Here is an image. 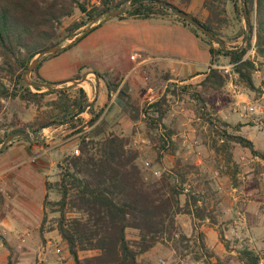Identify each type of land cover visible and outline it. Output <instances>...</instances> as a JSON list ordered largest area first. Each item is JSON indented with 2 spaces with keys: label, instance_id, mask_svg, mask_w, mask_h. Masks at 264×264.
Instances as JSON below:
<instances>
[{
  "label": "trees",
  "instance_id": "1",
  "mask_svg": "<svg viewBox=\"0 0 264 264\" xmlns=\"http://www.w3.org/2000/svg\"><path fill=\"white\" fill-rule=\"evenodd\" d=\"M126 1H129L128 9L123 16L117 17L119 19L123 17L149 19L166 14L175 17L168 9L161 8L153 0H97L98 5H92L90 8H87L85 0H0V70L5 71L14 81L11 90L3 88L0 82V98L18 99L37 108V114L31 123L4 133L0 137V143L4 137L15 131L35 133L41 128H52L48 126L72 118L83 108L88 97L81 87L57 92H40L34 88L36 92H33L23 83L22 75L37 53L62 40L72 39L85 23L106 12L117 10ZM156 1L172 4L171 0ZM179 1L184 5L190 3V0ZM244 1L250 35L246 45L239 52H225L221 48H212V43L199 30L175 18L208 46L212 61L220 56L227 58L228 64L233 65V71L246 88L256 91L252 78L254 66L252 62L244 59V56L254 40L255 54L264 61V0ZM227 3L231 5L234 19L241 21L242 10L239 0H202V7L206 11L205 19L201 21L192 16L224 42H227L224 31L229 22ZM75 11L82 15V20L69 25L65 29L66 36L60 41H55L57 35L55 23H60L62 18L71 16ZM243 35L241 29L239 37ZM81 38H76L67 47L74 45ZM45 58L33 70L32 79L36 82L46 83L37 74L40 63ZM204 75V79L199 83L201 87L197 96L199 104H204L206 95L218 92L226 83V78L218 69H209ZM105 85L108 92L115 91L118 86L109 81H106ZM182 92L187 90L183 88ZM119 94L124 99V105L133 120L137 119L140 112L142 118L146 119L144 122L147 124L149 137L152 132L159 131L163 126L165 114L162 109L163 98L146 104L139 112L137 107L129 104L124 90H120ZM47 96L53 98L44 102ZM102 113L103 109L96 112L92 106L87 112L89 115L87 121L84 122V117H80L65 126L71 130L76 129L75 134H78L76 151L57 163L60 169L59 180L53 184L46 181L47 193L53 189L59 199L47 201L46 194L44 207H49L52 213H58L56 229L67 245L73 264H138V257L162 243L163 239L169 240L174 234L184 237L176 223L177 215L188 214L203 218L205 209L193 208L198 199L187 192L186 201L181 205L179 196L184 191L182 175L164 172L159 177L153 175L147 177L138 163V151L127 147L126 140L121 135L108 129V122ZM57 127L59 126H54ZM222 140L224 143L227 141L236 143L247 148L252 155L261 157V154L253 149L252 143L242 136H227ZM161 141L160 149L165 150L170 136L162 135ZM36 143L37 140L34 144ZM159 158L160 156L157 158L158 162ZM128 229L135 231V239L127 238ZM200 243V248L205 249L201 237ZM79 252L94 254L80 259ZM241 261L243 264H260L259 257L247 248L241 251ZM6 264H15L11 253L7 256Z\"/></svg>",
  "mask_w": 264,
  "mask_h": 264
},
{
  "label": "crops",
  "instance_id": "2",
  "mask_svg": "<svg viewBox=\"0 0 264 264\" xmlns=\"http://www.w3.org/2000/svg\"><path fill=\"white\" fill-rule=\"evenodd\" d=\"M79 34L61 44L62 50L47 56L40 63L37 74L46 83L57 85L87 74V83L76 87H81L89 97L93 95L95 86H98L93 109L96 112L103 109L102 116L107 113L112 128H124L132 123L124 99L120 97V90L127 89L125 97L128 95L130 102L141 109L150 89L147 85L149 76L158 80L170 77L167 81L172 80L171 77H179L184 83L195 82L202 79L204 73L214 65L208 46L169 14L149 19L123 17L101 22L77 43L67 47ZM133 68L136 71L132 73ZM91 72L98 75V81ZM103 79L117 84L116 90L108 92ZM9 112L11 116H21L20 111ZM241 129L237 131L240 134ZM46 131L42 130L37 138L38 143L14 140L0 154V231L3 235L0 239V255H8L3 243L4 239L6 242L8 240V220L50 219L45 215L44 200L48 194L45 184L63 158L65 145L73 137L57 141ZM246 139L261 157L252 155L247 148L233 142L219 140L218 149L207 146L208 160L220 163V171H216L218 168L213 170L206 184L198 182L199 174H183L184 191L179 196L182 205L186 201L184 192H188L189 188L190 194L198 199L193 208L205 209L203 218L179 214L176 219L193 222L204 220L205 223H209V220H226L230 229L224 231L225 239L235 235L245 244L249 243V247L257 254L256 249L264 247V143L261 139ZM32 157H36L35 162H30ZM234 162L238 165L241 163L248 176L239 174L241 169L237 166L233 168ZM14 226L20 225L15 221ZM211 226L206 227L205 235L216 237L218 242V225ZM26 234L27 231L15 239L23 236L26 242L29 235L24 236ZM48 245L50 241L44 246L47 253L51 254L48 264H61L54 256L57 254L53 247L49 248ZM213 247L220 249L222 244L211 245ZM59 254L61 260L66 259L64 254Z\"/></svg>",
  "mask_w": 264,
  "mask_h": 264
},
{
  "label": "rangeland",
  "instance_id": "3",
  "mask_svg": "<svg viewBox=\"0 0 264 264\" xmlns=\"http://www.w3.org/2000/svg\"><path fill=\"white\" fill-rule=\"evenodd\" d=\"M85 1L87 2V8L96 5L97 2V0ZM201 2L202 0H190L189 5H184L179 0H171L172 5L175 7H179L182 11L203 21L206 17V11L203 9ZM226 12L229 22L227 29L224 31L227 41L225 43L228 48L237 49L240 47L244 36L239 37L241 29L243 30L242 17L241 21L234 19L229 3L226 4ZM81 20L82 15L78 11H75L71 16L62 18L60 23H55L57 32L55 41H60L66 36L65 29L69 25ZM101 20L102 18H100ZM90 23L91 21L85 23L82 28H87ZM66 40H62L56 45L64 44ZM252 46H254V40L245 54L244 59L252 62L254 66L252 78L256 91L247 89L246 85L239 80L237 73L233 69L230 75H224L219 70L226 78L225 85L218 92L206 95L204 104H199L197 99L198 93L201 90L199 83L204 77L199 81L184 83L180 81L181 79L179 77L175 79L171 77L172 80L167 81L170 77L158 80L157 78L154 79V77L149 76V78L146 77V79L148 78L147 85L158 96L154 102L160 101L162 98L164 99L162 109L165 111V114L163 126H161L159 131L152 132L151 137L147 133L148 127L144 122L146 119L144 120L142 118L140 112L147 104L145 99L140 109L136 104L130 102L129 96L126 95L129 104L135 108L137 107L140 114H138L137 119L133 120L130 113H128L127 115L130 117L132 123L124 128L121 125L119 129L118 126H115L116 129L112 128L109 123L111 119H107V113L105 114L104 119L108 122V129L121 135L126 140L127 147L138 151V163L147 177H150V175L157 177L154 175L155 172H158L159 176L164 172L177 173L182 176L183 174L192 173L199 174L197 177L198 182L206 184L210 180L212 171L216 168H218L216 170L218 171L220 165V163L208 160L207 146L218 149L220 146L219 140H225L227 136L237 135L244 138L261 139V142L264 143V61L256 56ZM211 47L214 49L219 48L216 44H211ZM215 61L214 65H230L228 64V59L221 56ZM209 69L212 68L210 67ZM0 82L3 88L8 90L13 88L14 81L6 75L5 71L0 70ZM183 88L187 92H182ZM31 91L36 92L34 88ZM124 92L126 94L127 89H124ZM51 98L53 96L45 97L44 102ZM242 102L255 104L261 107L263 112L241 119L234 114L233 108L236 103ZM8 110L20 111L21 116L17 114L11 116ZM36 114L37 108L32 104L22 102L18 99L0 98V137L13 128L31 123ZM133 114L135 115V113ZM88 119L89 115H85V118H83L84 122ZM83 125L84 123L81 126ZM240 129L241 134L237 132ZM44 130H47V134L55 137L57 141H63L73 137V139L68 140V145H65L66 149L64 150L63 158L75 153L78 142V134H75L76 129L71 130L65 126H59ZM164 134L170 136V141L166 144L165 150H161V137ZM16 141L24 142L22 139H16ZM239 155L240 157L243 156L241 154ZM159 156L160 162L157 161ZM62 159H60V162ZM146 163L148 166H146ZM240 164L238 165L234 162L232 167H240L241 173L240 171L238 173L244 177L248 176V174L244 173L243 167ZM59 171L60 169L56 165L47 182L51 184L57 182L59 180ZM187 193L190 194L189 188ZM187 193L185 192V194ZM47 196V201H57L59 199L58 194L53 189L48 192ZM45 209V215H48L49 220H8L10 221L9 227H6L8 230L6 238L8 240L6 242L4 239L3 243L5 244L6 254L11 253L12 260L15 264H48L51 254H49L50 252L47 253L46 248H44L47 241H50L49 248L52 246V249H55L56 247L60 249L61 255L64 254L66 256V259L61 260L60 257L62 256L60 254L54 255L56 260L61 262V264H73L66 243L62 239L59 240L60 236L56 229L58 213L50 212L49 207ZM15 221L19 223V227L14 226ZM176 223L184 237L181 238L179 235L174 234L169 240L166 238L163 239L162 243L157 244L146 254L139 256L137 259L138 264H243L241 261V251L245 248L252 252L254 251V249L250 248L249 243L245 244L244 241L239 240L235 235L225 239L224 231H229L230 229V224L226 220H209V223H205L204 220H194L193 222V220L176 219ZM212 224L218 225L216 229L220 236H218V242L216 241V237L212 238L211 236L205 235L206 227ZM25 231L29 234L28 239L26 242L18 243L15 238L18 235H22ZM126 235L129 240L136 238L135 231L131 229L126 231ZM200 237L205 249L200 248ZM218 243L222 244L220 249H216V247L211 248V245L216 246ZM256 252L257 254H254L259 257L260 264H264V247L261 246L260 249H256ZM38 254L40 259L37 256ZM93 254V252H79L78 256L80 259H83ZM7 256L5 253L0 255V264L7 263ZM42 257L44 258L43 260Z\"/></svg>",
  "mask_w": 264,
  "mask_h": 264
},
{
  "label": "water",
  "instance_id": "4",
  "mask_svg": "<svg viewBox=\"0 0 264 264\" xmlns=\"http://www.w3.org/2000/svg\"><path fill=\"white\" fill-rule=\"evenodd\" d=\"M155 4L160 6L161 8H166L168 9L173 15L183 21H185L187 24L191 25L193 28L199 30L212 44H216L219 48H221L225 52H239L241 49L244 48L246 42L248 41L249 35H250V29L248 26V14H247V9H246V3L244 0H239L241 10H242V24H243V31H244V36L241 42V45L237 49H231L228 48L226 43L218 36H215L213 33H211L209 30H207L205 27H203L199 22H197L190 14L179 10L175 6L169 3H165L162 1H156L153 0ZM129 1L124 2L117 10L112 11V12H106L102 16L94 19L91 21L90 25L87 28H80L77 32L80 33L77 36L78 38H81L83 35L88 34L91 29L101 22L108 21L110 19L117 18L119 16H123L125 12L128 9ZM100 18L102 20L100 21ZM80 30H82L80 32ZM76 35V34H75ZM75 40V39H74ZM72 40V41H74ZM63 47H60V45H54L50 48H47L45 50L40 51L37 53L29 62V65L26 69V71L22 75V81L23 83L29 87V88H36L40 92H57V91H62L66 90L68 88L76 87L80 84L87 83V74H84L81 76L79 79H74L70 80L68 82H65L62 85H57V84H51V83H40L33 81L31 78V74L33 73V70L38 66L39 62L44 58L49 55H52L60 50H62ZM93 76L95 77V80L98 81V75L94 72H91ZM94 93L93 95L88 97V100L86 104L83 106V108L76 113L72 118L64 121V122H54L53 124L49 125V127H54V126H66L80 117L84 116L87 114V112L90 110V108L93 106L94 102L96 101L97 95H98V86H95L94 88ZM47 129V128H41L37 132L32 133V132H27V131H15L10 134H8L0 143V153L7 147L8 144H10L12 141L16 139H24L28 142H35L37 138L39 137L40 133L42 130Z\"/></svg>",
  "mask_w": 264,
  "mask_h": 264
},
{
  "label": "built area",
  "instance_id": "5",
  "mask_svg": "<svg viewBox=\"0 0 264 264\" xmlns=\"http://www.w3.org/2000/svg\"><path fill=\"white\" fill-rule=\"evenodd\" d=\"M96 5H98V2H96ZM254 48V46H252V49ZM253 51V50H252ZM263 67H264V64H263ZM212 68H215V69H218L220 71H222V73L224 75H230V73H232V69H233V65H228V66H218V65H213ZM132 73L136 71V68H133L132 70ZM157 95V94H156ZM154 94V91L152 88H150L148 91H147V94L145 96V101L147 104H152L155 100V98H157L158 96H156ZM233 112L234 114H236L239 118L241 119H244V118H247L248 116H251V115H256V114H261L263 112L262 108L255 105V104H252V103H236L234 108H233ZM36 160V157H32L30 159V162H35ZM146 166H148V164L146 163ZM155 176H159V173L158 172H155L154 173ZM215 176L217 177L218 176V172L215 173ZM28 234L24 235V236H27ZM0 236H3L2 235V232L0 231ZM17 241L18 243H23L24 242V237L22 236H19L17 238ZM49 250V249H48ZM55 253L56 254H59L60 253V249L58 248H55Z\"/></svg>",
  "mask_w": 264,
  "mask_h": 264
}]
</instances>
